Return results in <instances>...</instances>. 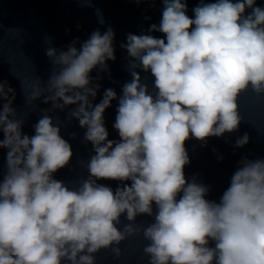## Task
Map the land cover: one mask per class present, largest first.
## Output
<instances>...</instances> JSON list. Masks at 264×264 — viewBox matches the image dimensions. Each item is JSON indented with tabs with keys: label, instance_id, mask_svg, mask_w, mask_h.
<instances>
[{
	"label": "clouds",
	"instance_id": "9594fccd",
	"mask_svg": "<svg viewBox=\"0 0 264 264\" xmlns=\"http://www.w3.org/2000/svg\"><path fill=\"white\" fill-rule=\"evenodd\" d=\"M163 5L159 24L149 29L163 38L129 33L120 45L132 79L119 97L107 88L94 103L99 73L116 59L111 27L66 50L46 38L51 72L46 81H22L29 106L23 116L13 107L15 89L0 81V148L7 150L0 264H98L102 252L117 264L134 256L137 264H264V158H242L219 201L207 198L208 185L185 176L186 141L206 144L238 132L245 122L240 98L253 93L264 100V7L256 0H201L190 17L186 0ZM137 69L154 77L151 91ZM117 100L113 127L120 139L113 141L104 114ZM36 101L51 108L41 110L29 136L23 125ZM66 108L95 153L81 162L88 177L72 187L54 178L73 157L50 114ZM257 127L264 131V118ZM249 141L245 132L234 146ZM99 180L131 183L113 190ZM141 216L152 221L138 222Z\"/></svg>",
	"mask_w": 264,
	"mask_h": 264
},
{
	"label": "water",
	"instance_id": "95a60500",
	"mask_svg": "<svg viewBox=\"0 0 264 264\" xmlns=\"http://www.w3.org/2000/svg\"><path fill=\"white\" fill-rule=\"evenodd\" d=\"M215 2V0H205ZM257 6L264 7V0H256ZM187 14L194 16L192 9L201 3V0H186ZM163 0H90L89 6H83V0H0V81H8L16 91L13 103L21 116L29 111L26 104L22 81L39 76L46 81L51 72V62L45 55L48 47L46 38L51 37L52 45L57 49H67L73 41L82 42L90 34L99 30L104 32L111 27L115 33L114 48L116 59L108 61L109 71L99 73L97 82L100 90L94 103H99L103 92L112 88L119 97L122 87L132 77L128 67L129 56L120 45L127 43L129 33L140 35L150 34L163 38L160 32H149L152 24H159ZM250 11V10H248ZM103 19V23H101ZM79 47V43H77ZM11 69V70H10ZM151 91L154 87V77L150 72L136 70ZM97 76L96 72L92 73ZM3 101H0L2 105ZM36 111H31L25 118L23 132L29 136L34 134L33 125L43 114L41 110L50 109V104L41 101ZM240 111L245 116L239 131L226 134L224 137H210L206 144L196 139L186 141L190 164L185 166L186 179L195 177L198 181L210 187L208 199L219 201L223 191L228 187L230 178L242 158H264V131L258 130L257 123L264 118V100H259L253 93L242 96L239 100ZM118 100L104 114L105 126L109 132V139L119 141L118 131L114 129ZM71 108L50 113L59 118L61 135L72 146L73 157L70 163L54 174V178L64 182L69 187L78 186L81 179L89 175L86 167L82 166L94 155L93 145L84 140V129L77 120L68 122V113ZM250 115L256 120H249ZM248 133L250 141L244 147H235L237 136ZM75 133V138H73ZM0 139L3 133L0 132ZM6 149L0 148V180L6 171ZM222 157V159H221ZM98 183L110 186L115 190L122 183L114 180H99ZM138 222L150 223L152 217H138ZM124 247H135V242ZM126 257L128 252L125 253ZM139 252H137V256ZM98 264H117L107 253H100ZM126 264H137L134 256Z\"/></svg>",
	"mask_w": 264,
	"mask_h": 264
}]
</instances>
